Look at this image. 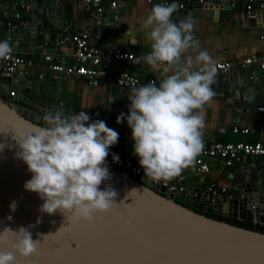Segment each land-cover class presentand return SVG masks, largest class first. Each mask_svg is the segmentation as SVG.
<instances>
[{"label": "water", "instance_id": "1", "mask_svg": "<svg viewBox=\"0 0 264 264\" xmlns=\"http://www.w3.org/2000/svg\"><path fill=\"white\" fill-rule=\"evenodd\" d=\"M180 3L174 12L177 23L189 20L180 14L198 15L194 6L206 7L199 0L184 1V8ZM123 7L124 0H120L117 7L100 14L94 11L87 19L92 23L94 17L100 16L98 28L112 33L102 46L112 47L106 42L112 43L115 38V23L122 21ZM222 8H231V0ZM74 10L67 2L58 0H16L14 5L0 7L2 14L8 11L7 22L0 25V29H4L12 44L24 42L30 44L29 48L43 49L47 46L34 43L50 41L52 32L55 34L54 30L66 23L65 18ZM235 77L233 88L236 93L243 91L247 99L244 105L264 107V70L257 66L242 68ZM4 85V95H0V232L5 228L15 232L24 227L34 241H40L30 257L17 255V264H264V232L208 216L210 206L202 199L207 186L198 194L188 188L178 193L142 176H133L130 169L114 166L111 152L106 157L111 178L103 182L100 189L111 185L118 193L112 209L95 215L91 221L67 218L59 210L52 215L41 212L43 201L36 193L23 188L31 173L17 157V139L34 131L37 125L43 126V116L48 112L73 113L62 105L66 96L62 94L60 82L46 86L40 77L23 73L2 79L0 89ZM13 87L18 90L17 95L9 102ZM238 99L242 100V96ZM128 103L127 97L116 92L110 105L113 112L108 111V105L101 111L109 128L127 126L126 120L117 124L116 119L120 113L128 114ZM253 167L256 179L229 189V211H222V215L264 222V206L261 205L264 165ZM13 201L15 211L10 208ZM7 235L9 243L0 245V251L12 250L15 239L11 233Z\"/></svg>", "mask_w": 264, "mask_h": 264}, {"label": "clouds", "instance_id": "2", "mask_svg": "<svg viewBox=\"0 0 264 264\" xmlns=\"http://www.w3.org/2000/svg\"><path fill=\"white\" fill-rule=\"evenodd\" d=\"M176 8L175 2L155 4L141 22L140 31L146 33L151 51L134 57V63L160 68L164 78L158 85L150 81L136 86L139 82L134 81L128 87V114L120 113L116 119L117 124L127 121L133 155L139 158L149 182L171 181L195 165L203 150L202 110L215 96V62L199 49L191 20H172ZM136 43L133 34L129 44ZM189 50L196 54H188ZM12 51L9 41H0V59L8 58ZM124 80L125 74L120 84ZM89 121L85 111L65 115L55 110L43 116V126L37 125L17 139V157L31 173L23 188L43 201L41 212L52 215L59 210L67 218L91 221L116 205L118 193L111 185L103 190L100 185L111 178L106 157L118 143L119 133L103 120ZM112 159L119 163L117 154ZM15 207L13 201L10 208L15 211ZM8 233L15 243L11 251H0V264H17V255L28 258L37 251L40 241H34L24 227L15 232L5 228L0 232V245L9 243Z\"/></svg>", "mask_w": 264, "mask_h": 264}, {"label": "crops", "instance_id": "3", "mask_svg": "<svg viewBox=\"0 0 264 264\" xmlns=\"http://www.w3.org/2000/svg\"><path fill=\"white\" fill-rule=\"evenodd\" d=\"M178 1L184 3L187 0ZM234 1L237 4L236 7L222 8L215 5H207L206 7L198 8L194 6L193 9L198 15L180 14L181 17L188 18L193 22L194 37L199 41V49L207 51L215 63L222 60H241L250 55L264 54V8L256 7L253 13H249L247 11L248 0ZM15 2L16 0H9L6 4L14 5ZM66 2L68 6L75 9L72 15L65 18L67 22L56 28L54 30L55 34L52 32L50 41L44 40L34 43L37 46L41 44L47 46L46 48L32 49L29 48L30 44L28 43H14L16 50L33 61L32 65L24 68L26 74L40 77V74L45 72L46 76L40 79L46 86H55L60 82L62 94L66 96L62 103L66 111H71L73 114L85 111L90 116L89 122L95 119L103 120L101 111L103 112L107 105L109 107L114 102L116 92L127 98L130 94L129 88L118 86L114 79L116 73L121 69L129 70L141 76L156 77L159 81L164 78L161 75L162 70L160 68L153 69L143 62L138 65L118 62L112 66L111 76L108 79H103L97 86L92 85L83 76L71 75L61 80L56 79L47 67V63L44 60L45 54L65 55L70 62H73L75 47L70 37L75 31H90L92 40L99 45L106 41L108 36L112 35V33L103 32L98 28L97 23L101 21L100 16L94 17V22L92 23L87 21L88 18L92 17V12L96 10L95 7L86 8V6L75 0ZM153 6L154 4L149 0H124L122 16L120 17L122 21H117L114 27L115 38L112 43L106 42V45H112V47L101 46L108 50L121 48L134 53L137 57L148 54L151 51L150 45L145 42L146 33L140 31V27L141 22L146 19ZM104 7L105 10L109 9V2H105ZM6 12L8 13V11ZM1 16H3L2 13H0V18ZM176 16L177 14L173 13V21ZM62 19L64 20V18ZM4 20L5 22L0 23V25L7 22L5 17ZM129 29L131 32L127 31ZM133 34L137 43L129 44ZM59 36L62 38L59 39ZM0 39H8L4 29H0ZM188 54L195 55L196 53L189 50ZM241 69L242 67L237 68L231 74L216 76V82L212 85L215 96L202 110L205 125L202 129L203 145H208L214 140L264 141V131H262L264 129V112L260 110L262 106L257 109L244 105V101L247 99L244 98L243 91L236 93V88H233L236 84L235 74L239 73ZM240 95L242 100L238 99ZM108 111H112L111 106ZM96 114L99 115L97 116ZM235 127H248L251 131L248 134L242 132L234 133L233 129ZM223 128L226 129L225 133L221 132ZM112 129L119 133V140L116 145L109 149V152L117 154L120 158L119 163H114L112 159V164L118 168L125 169L123 166L124 160L135 156L133 155L134 141L123 144L120 143V140L124 131L131 129L123 124L121 126L115 125ZM257 164H260L259 161L254 165L241 162L234 166H226L220 160L212 159L210 172L201 174L194 165L185 169L179 177L172 179L170 182L184 185L195 194H198L203 187L212 183L230 189L246 184L248 181H254L257 175L253 166ZM142 177L145 178V175H142ZM261 190H264V184H262ZM261 203L264 206V201ZM224 210L229 211L227 200L223 205Z\"/></svg>", "mask_w": 264, "mask_h": 264}, {"label": "built area", "instance_id": "4", "mask_svg": "<svg viewBox=\"0 0 264 264\" xmlns=\"http://www.w3.org/2000/svg\"><path fill=\"white\" fill-rule=\"evenodd\" d=\"M9 0H0V7L4 6ZM58 1H72V0H58ZM80 2L84 6L95 7L96 12L99 14L105 10L104 3L109 2L110 8L117 7V3L120 0H75ZM154 5L158 3L171 4L173 2L179 4L177 0H149ZM230 0H199V3L204 6L215 5L216 7H222ZM236 2L231 0V7H236ZM180 7L184 8V3H180ZM256 7L260 9L264 8V1L257 2L256 0H248L247 11L253 13ZM7 12H4L0 18V23H4V17L7 16ZM20 17V14H17ZM264 39V37H263ZM70 40L74 44L75 53L74 60L70 62L65 55H56L55 53H48L44 55V60L47 63V67L51 74L56 79H63L71 75L83 76L87 78L90 83L97 86L103 79H108L112 66L118 62H125L131 65H138L134 63V57H137L134 53L122 50L121 48L105 49L97 42H92V34L88 30L75 31ZM8 41V40H7ZM10 46L13 51L12 54L6 59H0V82L2 79H7L15 74H23L24 68L28 65H32V60L27 58L26 55L16 50L14 44L10 41ZM60 43V42H58ZM257 66L264 70V54L263 55H250L244 57L241 60H222L215 63L217 69V75H226L233 73L237 68H248ZM125 74L124 85L120 84V80ZM46 73L40 74V78H44ZM116 83L121 87H131L134 81H138V85L147 84L150 81H156L157 85L159 80L156 77H146L134 74L133 72L121 69L114 76ZM3 89H0V95H4L5 85ZM130 89V88H129ZM17 89L12 88L9 92V102H12V98L17 95ZM130 106V103H128ZM260 110L264 112V107ZM234 133H250L251 129L248 127H235ZM264 131V129H262ZM222 133L226 132V129L221 130ZM120 143L128 144L133 141L131 138V130H126L123 133V137ZM220 160L226 166H234L237 163L245 162L252 165L257 161L261 165H264V141H245V140H214L208 145H203L202 152L197 156L195 167L196 170L205 174L211 170V160ZM123 166L125 169H130L133 176H142L144 171L139 165V158L137 156L128 157L124 160ZM167 186L170 190L177 191L178 193H184L187 189L186 186L175 184L170 181L154 182ZM229 189L220 186L216 183L207 185L205 192L202 193V199H204L210 208L215 209L218 213L223 211V205L228 198ZM218 206L219 209L214 208ZM255 208V206H253ZM255 223L264 224L263 221L255 220Z\"/></svg>", "mask_w": 264, "mask_h": 264}, {"label": "trees", "instance_id": "5", "mask_svg": "<svg viewBox=\"0 0 264 264\" xmlns=\"http://www.w3.org/2000/svg\"><path fill=\"white\" fill-rule=\"evenodd\" d=\"M206 214L208 216L216 218V219L226 220L228 222H231V223L239 225V226L247 227L250 229H256V230L264 232V224L254 223L252 221H246V220H237V219H233L230 217H226V216L222 215V213H218L213 208H209L208 211L206 212Z\"/></svg>", "mask_w": 264, "mask_h": 264}]
</instances>
